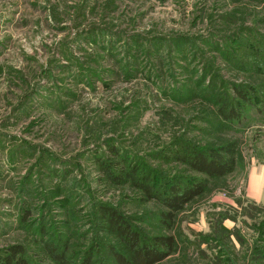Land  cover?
Here are the masks:
<instances>
[{
    "label": "rangeland",
    "instance_id": "rangeland-1",
    "mask_svg": "<svg viewBox=\"0 0 264 264\" xmlns=\"http://www.w3.org/2000/svg\"><path fill=\"white\" fill-rule=\"evenodd\" d=\"M227 143L236 169L172 222L129 179ZM262 203L264 0H0L1 257L115 264L107 211L173 236L161 264H264Z\"/></svg>",
    "mask_w": 264,
    "mask_h": 264
},
{
    "label": "trees",
    "instance_id": "trees-1",
    "mask_svg": "<svg viewBox=\"0 0 264 264\" xmlns=\"http://www.w3.org/2000/svg\"><path fill=\"white\" fill-rule=\"evenodd\" d=\"M229 111L223 114L227 120L238 118L236 110L231 108ZM172 155L194 175L176 176L155 183L150 180V176L129 174L132 176L129 178L132 184L140 192L150 200L158 201L166 209L163 213L165 221L171 222L189 203L205 193L209 179L226 177L236 169L238 162L235 143L208 147L188 144ZM104 171L116 184L125 183L121 176H115L108 167ZM106 214L110 226L125 240L124 252L114 251L115 264H161L174 252L176 240L173 236L159 235L151 238L134 229L116 213L106 211ZM12 250L13 253L7 257L0 256V264H27L19 246L12 247ZM50 253L58 263H65L66 258L56 253V249L50 250ZM81 264L92 263L90 259H85Z\"/></svg>",
    "mask_w": 264,
    "mask_h": 264
},
{
    "label": "crops",
    "instance_id": "crops-1",
    "mask_svg": "<svg viewBox=\"0 0 264 264\" xmlns=\"http://www.w3.org/2000/svg\"><path fill=\"white\" fill-rule=\"evenodd\" d=\"M262 204H264V203H262Z\"/></svg>",
    "mask_w": 264,
    "mask_h": 264
}]
</instances>
